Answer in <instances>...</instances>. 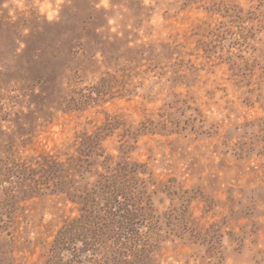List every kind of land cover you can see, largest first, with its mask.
Wrapping results in <instances>:
<instances>
[{
  "label": "rangeland",
  "instance_id": "374dc122",
  "mask_svg": "<svg viewBox=\"0 0 264 264\" xmlns=\"http://www.w3.org/2000/svg\"><path fill=\"white\" fill-rule=\"evenodd\" d=\"M0 264H264V0H0Z\"/></svg>",
  "mask_w": 264,
  "mask_h": 264
}]
</instances>
